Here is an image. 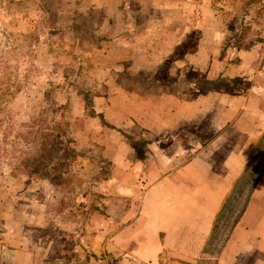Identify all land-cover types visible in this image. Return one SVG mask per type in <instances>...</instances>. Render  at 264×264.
I'll return each mask as SVG.
<instances>
[{"label":"rangeland","instance_id":"rangeland-1","mask_svg":"<svg viewBox=\"0 0 264 264\" xmlns=\"http://www.w3.org/2000/svg\"><path fill=\"white\" fill-rule=\"evenodd\" d=\"M119 47L123 61L96 55ZM263 69L264 0H0V241L18 238L31 250L28 264H116L86 237L92 242L99 218L111 223L131 209L114 178L134 177L113 169L103 143L112 159L117 137L169 147L171 156L178 142L185 152L174 166L208 147L217 166L242 137L211 125L209 100L245 95ZM97 97L115 128L95 112ZM100 127L107 132L89 137ZM257 150L260 166L264 139ZM245 194L225 204L208 249L227 236Z\"/></svg>","mask_w":264,"mask_h":264},{"label":"crops","instance_id":"crops-1","mask_svg":"<svg viewBox=\"0 0 264 264\" xmlns=\"http://www.w3.org/2000/svg\"><path fill=\"white\" fill-rule=\"evenodd\" d=\"M118 49V54L97 51L96 55L106 57L108 64L120 62L127 55L124 49ZM239 49L246 58L256 54L253 47ZM231 71L228 69L226 74L233 76ZM261 72L264 76V69ZM262 81L252 82L245 95H216L222 103L209 100L213 111L211 125L221 129L230 126L242 137L238 144L231 142L217 166L208 158L215 150L208 147L174 166L173 161L185 152L178 142L173 148L175 155L171 156L169 147L148 142L143 147L127 146L124 138L117 137L112 159L107 152L109 143H103L113 169L130 170L134 177L129 181L126 177L114 178V184H119L117 193L130 195L137 204L131 200V209H122L111 223H102L99 218L95 229L99 239L95 242V236L91 242L87 236L89 248L94 252L106 250L117 258L116 264H191L203 258L211 264H264V158L260 166L252 163L264 139ZM198 102L200 99L195 97L194 104ZM200 105L197 112H201ZM93 108L107 121L110 105L105 98L93 100ZM199 114L194 113L195 121ZM106 132V127H100L97 134L90 131L89 137H101ZM222 138L218 135L212 143ZM138 154L144 157H137ZM127 184L131 186L128 190ZM140 187L143 191L137 189ZM245 190L244 204L227 236L216 249H208L219 213L234 195H243ZM106 233L110 235L105 239L102 234ZM30 251L18 243V238L8 243L1 240L0 264H28L23 258Z\"/></svg>","mask_w":264,"mask_h":264},{"label":"trees","instance_id":"trees-1","mask_svg":"<svg viewBox=\"0 0 264 264\" xmlns=\"http://www.w3.org/2000/svg\"><path fill=\"white\" fill-rule=\"evenodd\" d=\"M242 46H238V48H241ZM244 47V46H243ZM100 117H101V115H100ZM101 119H102V121L107 125V126H109V127H111V128H115L114 127V125H112V124H109V123H106V121L101 117ZM124 135H125V137H128V138H130L127 134H125L124 133ZM256 169V168H255ZM33 172H38V170H34Z\"/></svg>","mask_w":264,"mask_h":264}]
</instances>
